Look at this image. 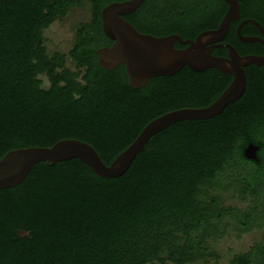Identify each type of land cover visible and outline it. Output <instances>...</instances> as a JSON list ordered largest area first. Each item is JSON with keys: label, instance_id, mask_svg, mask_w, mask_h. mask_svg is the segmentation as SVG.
Listing matches in <instances>:
<instances>
[{"label": "trees", "instance_id": "16d2710c", "mask_svg": "<svg viewBox=\"0 0 264 264\" xmlns=\"http://www.w3.org/2000/svg\"><path fill=\"white\" fill-rule=\"evenodd\" d=\"M114 1L123 0H0V158L12 149L74 138L90 144L108 165L153 118L199 107L207 102L204 95L217 96L216 76L223 77L218 71L181 72L133 89L123 65L99 66L94 50L111 43L102 31L101 9ZM166 1L146 0L124 18L155 36L188 37L211 27L205 9L210 1L198 2L205 9L201 15L180 17L172 10L168 18L161 10ZM82 6L89 7L90 20L77 28L73 47L67 54L49 53L43 29ZM257 7L243 6L244 16L264 23ZM243 112L239 101L212 123L194 119L167 126L115 178H101L75 158L33 165L20 184L0 189V264H187L218 258L208 240L224 216L236 220L240 232L258 226L257 201L246 211L218 207L207 197L208 189L237 188L243 181L250 189L262 174L244 165ZM246 193L257 196L249 190L240 195ZM19 229L27 236L19 237ZM229 264H264V242L234 254Z\"/></svg>", "mask_w": 264, "mask_h": 264}, {"label": "water", "instance_id": "95a60500", "mask_svg": "<svg viewBox=\"0 0 264 264\" xmlns=\"http://www.w3.org/2000/svg\"><path fill=\"white\" fill-rule=\"evenodd\" d=\"M144 1H114L101 9L102 31L111 44L94 50L97 64L107 70L124 65L128 85L133 89L146 86L150 78L172 75L183 66L194 70L214 67L224 74H231L233 78L228 86L208 106L182 107L153 118L108 165L90 144L74 138L60 139L51 146L9 150L0 158V189L20 184L32 166L39 162L55 164L74 158L101 178L121 176L152 135L178 121L208 119L218 114L229 102L241 96L245 87L243 67L251 63L257 66L264 63V57L240 56L231 45H227L228 58L215 57L211 54V48L207 46L221 40L227 33L230 22L239 18L240 7L237 0H224L228 7L218 27L202 31L194 40H183L177 34L155 36L139 32L124 16L137 10ZM244 23H251L264 33V29L255 20L245 19L239 27ZM240 38L244 41L255 40L251 37ZM174 42L186 44L187 47L176 49L173 46ZM27 234L28 232L24 230H17V235L21 238Z\"/></svg>", "mask_w": 264, "mask_h": 264}, {"label": "flooded vegetation", "instance_id": "af4514ba", "mask_svg": "<svg viewBox=\"0 0 264 264\" xmlns=\"http://www.w3.org/2000/svg\"><path fill=\"white\" fill-rule=\"evenodd\" d=\"M200 1L201 2L210 1V5H209L210 7H206L205 9L210 13L209 24L211 25V27L204 28L199 32L195 33L194 35H190L188 37H183L178 32H174L171 34L180 35L183 40H187V39L194 40L196 36L202 31L207 29H214L218 27L228 7L227 3L224 0H167L166 6H161V10L163 16L167 18L169 17L172 10L176 11L175 13H177V15L180 17H186L189 16L190 14L198 16L201 15V13L198 11L205 10L204 8H203L204 10L202 9V6H198L199 4L198 2ZM237 1L240 7L239 18L237 20H232L230 22L229 29L221 40L214 43H210L207 46L211 48V54L215 57L228 58L229 49L227 45L233 46L236 52L240 56L252 55L257 57H264V33L258 27H256L251 23H244L243 25H241V27H239V24L243 20L252 19L258 22L261 25V27L264 29V23L260 21L258 18H255L253 16H244L245 13L244 10L246 11V9L243 8V6H246V8L247 6H251V7L260 6V10H261L260 13L261 15H264V0H237ZM181 23L184 22L182 21ZM238 29L240 34H238ZM160 36H166V35H160ZM240 37H251L254 38L255 40L244 41ZM173 46L176 49H185L187 47L186 44H181L179 42H174ZM243 69L245 73V87L241 96L238 99L229 102L218 114L208 119H198V121L200 122L211 121V123L213 121H217L219 118L224 117L228 112H230L231 108L234 105H236L237 102L242 101V104L244 106L243 115H244V123H245L244 125L245 144L242 148V158L244 161V165L249 171H262V174L259 177V179H257L256 182L251 186L250 189H248V186L244 181L237 188H235V186H232L227 190H222L217 187L213 188L215 194L212 196V201H214L216 206L220 207L219 202L221 200L219 194L221 195L222 193L228 191L235 192L237 195L241 197L242 202H247V205L244 208V210L246 211L253 206L254 202L257 201L258 207L256 208V215H257L258 226L256 227L264 228V63L259 66L251 63L245 65ZM186 71H192L195 74L215 73V75L218 71L223 75V77L221 76L219 79L216 76L217 78L216 80H219V82L217 81L218 85L221 86V89L218 92L217 96L211 99H209L210 96H205V95L202 96L201 99H206L207 102H205L203 105L199 107L208 106L213 101H215L223 92V90L228 86V84L233 78L231 74H224L222 71L214 67H209L204 70H194L188 66H183L181 69H179L177 72H175L172 75H168V76L159 75L148 79V82L149 80L157 79L160 77H168V78L175 77L177 74L181 72L184 73ZM198 87L200 86L198 85ZM244 190L245 192L246 190H249L253 193H256L257 196L253 197L252 193L251 194L246 193L243 196L240 195V192L242 193ZM224 207L229 208L231 206H224ZM224 217H229V216L226 215ZM259 242H264V233L262 234Z\"/></svg>", "mask_w": 264, "mask_h": 264}, {"label": "rangeland", "instance_id": "374dc122", "mask_svg": "<svg viewBox=\"0 0 264 264\" xmlns=\"http://www.w3.org/2000/svg\"><path fill=\"white\" fill-rule=\"evenodd\" d=\"M90 20V9L88 6L72 8L64 18L53 21L47 28L43 29L42 35L45 46L49 53L60 52L67 54L73 47L75 32L80 24ZM67 68L74 70V64L66 58ZM43 86H48L45 76H41ZM215 194L213 189L207 190V197ZM220 196V207L231 206L244 210L247 202H242L241 197L233 191L222 193ZM219 232L209 238L210 245L218 254V258H210L207 261H197L187 264H229L234 254L249 250L261 239L264 228L255 227L246 232H240L238 222L231 217H223L218 225ZM157 264V263H154Z\"/></svg>", "mask_w": 264, "mask_h": 264}]
</instances>
